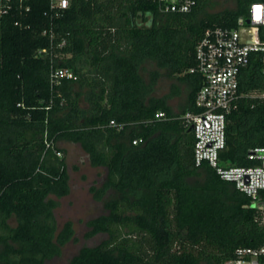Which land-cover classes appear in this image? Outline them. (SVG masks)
Listing matches in <instances>:
<instances>
[{"label": "trees", "instance_id": "obj_1", "mask_svg": "<svg viewBox=\"0 0 264 264\" xmlns=\"http://www.w3.org/2000/svg\"><path fill=\"white\" fill-rule=\"evenodd\" d=\"M255 1L205 13L212 0H199L192 13L163 15L151 0H70L56 16L52 0H0V264H46L75 236L73 223L59 230L55 216L70 193L60 141L107 170L95 199L112 193L106 214L88 223L89 238L107 239L70 264H224L241 247H264L263 212L208 164L196 166L185 117L199 112L203 81L189 71L204 32L238 28ZM147 61L188 84L182 113L153 96L159 72L145 83ZM57 68L78 80L53 85ZM263 92L254 54L228 116L224 166L261 165L249 154L264 149Z\"/></svg>", "mask_w": 264, "mask_h": 264}, {"label": "built area", "instance_id": "obj_2", "mask_svg": "<svg viewBox=\"0 0 264 264\" xmlns=\"http://www.w3.org/2000/svg\"><path fill=\"white\" fill-rule=\"evenodd\" d=\"M163 15L189 14L199 0H151ZM70 7V0H52L51 9L59 16ZM6 13V11L4 12ZM250 22L238 28H208L196 46V66L189 73L201 76L203 86L196 97L197 113H187L195 144L196 166L208 164L220 178L234 184L241 193L253 199V207L264 214V149L252 150L250 159L261 161L260 166H224L221 153L227 146L228 116L239 99L240 76L251 62L252 55H261L264 74V41L260 32L264 27V0L253 2L243 20ZM64 45V44H63ZM63 80L77 81L74 71L66 68L53 69L51 82L60 85ZM264 99V92L259 95ZM166 113L159 112L155 118L165 119ZM116 126L115 121H111ZM142 139L133 141L138 145ZM57 155L62 157V153ZM224 264H264V247L237 249L235 257Z\"/></svg>", "mask_w": 264, "mask_h": 264}, {"label": "rangeland", "instance_id": "obj_3", "mask_svg": "<svg viewBox=\"0 0 264 264\" xmlns=\"http://www.w3.org/2000/svg\"><path fill=\"white\" fill-rule=\"evenodd\" d=\"M236 8V0H212L205 13H218ZM159 72L157 83L153 91L156 98H168L172 110L176 114L182 113L187 104L189 88L187 83L171 75L169 71L159 69L157 64L147 61L141 68L140 75L145 83L151 82L152 72ZM75 90H78L75 87ZM82 106H85L83 98ZM58 147L65 150L62 157L66 159L69 174L70 193L57 201L59 205L55 210L59 230L71 221L74 225L75 236L63 248L60 256L48 261L46 264H70L84 247H94L107 239V235H97L89 238L88 223L106 214L105 202L110 199V192L103 201L95 199L91 189L101 188L107 177V170L103 167H93L89 156L79 144L69 141H60Z\"/></svg>", "mask_w": 264, "mask_h": 264}, {"label": "water", "instance_id": "obj_4", "mask_svg": "<svg viewBox=\"0 0 264 264\" xmlns=\"http://www.w3.org/2000/svg\"><path fill=\"white\" fill-rule=\"evenodd\" d=\"M249 22H250L249 20H246V21L241 20V21L239 22V24H240V25H243L244 23H247V24H248ZM191 129H192V128H191Z\"/></svg>", "mask_w": 264, "mask_h": 264}, {"label": "crops", "instance_id": "obj_5", "mask_svg": "<svg viewBox=\"0 0 264 264\" xmlns=\"http://www.w3.org/2000/svg\"><path fill=\"white\" fill-rule=\"evenodd\" d=\"M188 85V84H187ZM188 88H189V91H190V87L188 86ZM189 94V93H188ZM175 113V112H174Z\"/></svg>", "mask_w": 264, "mask_h": 264}]
</instances>
